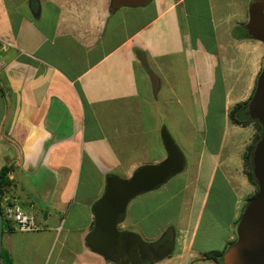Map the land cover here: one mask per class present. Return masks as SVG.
Instances as JSON below:
<instances>
[{
  "label": "crops",
  "instance_id": "crops-1",
  "mask_svg": "<svg viewBox=\"0 0 264 264\" xmlns=\"http://www.w3.org/2000/svg\"><path fill=\"white\" fill-rule=\"evenodd\" d=\"M110 2L0 0V168L10 167L5 198L30 215L36 228L7 229L2 250L11 264H112L86 246L92 207L108 176L128 178L166 157L159 136L165 115L177 143L189 151V170L174 178L184 184L178 192L192 184L193 196L200 192L199 207L191 226L193 200L188 216L179 214L182 201L178 211L170 208L173 187L165 185L128 204L130 231L154 241L167 227L172 230V252L157 264H216L203 258L212 250L197 246L194 235L212 193L216 210L227 206L228 235L215 250L223 251L236 238L231 226L240 219L242 201L255 193L243 153L256 130L232 124L228 112L251 97L264 50L222 25L215 38L213 28L214 49L222 53L220 38H238L248 49L246 65L221 69L223 106L216 124L174 119L169 107H184L188 89H199L196 55L210 53L195 42L205 21L199 0H151L114 11ZM203 4L211 21L209 0ZM138 55L158 79L155 94ZM156 102L166 111L157 110Z\"/></svg>",
  "mask_w": 264,
  "mask_h": 264
},
{
  "label": "water",
  "instance_id": "water-1",
  "mask_svg": "<svg viewBox=\"0 0 264 264\" xmlns=\"http://www.w3.org/2000/svg\"><path fill=\"white\" fill-rule=\"evenodd\" d=\"M151 0H111L113 9L123 7L139 8ZM244 28L251 39L264 44V0H253L248 8V21ZM140 65L148 75L155 94L158 79L138 55ZM248 116L261 126L258 141L252 153V175L257 192L246 203L236 227V240L222 255V264H264V61L256 79L255 90L246 106ZM4 99L0 90V124L4 116ZM162 144L166 157L157 164L143 165L127 179L110 175L101 197L92 207L93 228L86 238V246L97 255L117 263L135 262L138 249L152 252L154 259L162 260L173 249V232L165 231L157 241L144 242L139 235L119 231L126 216L128 204L137 196L154 191L166 184L172 177L183 171L185 160L171 135L163 130ZM3 220L0 194V264L2 258Z\"/></svg>",
  "mask_w": 264,
  "mask_h": 264
},
{
  "label": "rangeland",
  "instance_id": "rangeland-1",
  "mask_svg": "<svg viewBox=\"0 0 264 264\" xmlns=\"http://www.w3.org/2000/svg\"><path fill=\"white\" fill-rule=\"evenodd\" d=\"M199 3H200V6H199L200 13L203 14L204 16L203 19L205 21L201 25V32H200L201 34L198 33L197 37L195 38V42H197L198 45L201 44L202 49L205 51H209L210 53L208 55L198 54L195 57L196 76L198 77V80L200 83V86L198 85L199 89L197 93L193 91L191 88L188 89L187 95L184 97V101H183L185 106L178 107V108L169 107V109L176 111L177 117L174 119L189 120L195 124H198L200 121L207 122V120H210V123L214 125L221 119L220 116H221L222 106H223V102H222L223 94L221 91L222 83L220 79V75L223 72H221V69L231 70L232 68L237 69V68H241L244 65H246V62L245 63L243 62V58L244 56L247 55L248 49L245 45H242V46L238 45V41H237L239 40L238 38H236L235 43L233 42L232 39L228 40L227 42V40L225 41L222 38H220L218 39L217 44H218V48H220L222 53L217 52L214 49V39L212 36L213 28L216 34L215 38H217V36L221 37V33H222L221 29L224 27L227 28L225 29L226 31H231V29H233L234 34H236L237 36L242 34L244 30L241 29L240 27L244 28L245 24L248 21L249 4L247 0H209V6L211 8V15H210L211 21H208L209 13L206 8L207 5L203 4V0H199ZM148 5H150V3ZM220 25H222V28ZM252 41L254 43H257L259 47H261V49L264 50L263 43H259L254 40ZM224 44H228V47L226 49H224V46H222ZM263 61L264 59H262L261 61L260 69L262 67ZM155 108L159 110L160 112L164 110L166 111V107H161L160 104L157 102H156ZM212 118L214 119L211 120ZM160 121H161V127L159 131V136L161 137L162 131L165 130L169 134H172L171 137L173 140H176L175 133L173 132V129L169 126V122L171 121V118L170 117L165 118V115H164V117H162ZM195 137L197 139V135H195ZM174 142L176 143L178 149L182 152L183 156H187L189 151L186 150L181 145H179L177 143V140ZM192 146H195V141L192 142ZM189 163L190 162L187 161L188 168L185 167L186 170L184 169L182 172L172 177L166 184L162 185L161 187H165V185L167 188H170L171 186L173 187V189L171 190V194L173 195V197L171 198L170 208H173L178 211L179 209H178L177 202H178V199H180L182 201L181 203L182 207H180L179 214H183L184 212H186L187 211L186 207H187L188 202L191 199L193 200V203L189 207L190 211H192V215L190 217L189 223L192 226L196 212L199 207L197 205V202L200 200L198 198L200 192H196L195 196H193V193L191 190L192 184L186 187L184 191L178 192V189L180 188V186H184V184H180L178 183V181L176 182L174 180L175 177H178L179 175L185 173L187 169L189 170V166H190ZM120 178L127 179L125 177H120ZM216 198L217 196L215 197V195H213L212 193L208 194L206 203L204 204V207L202 209L203 215L200 218L199 224L196 229L197 231L194 235V243L197 246H200V248H204V249L212 250V251H215L217 248H219V246H221L222 239L228 235V230L226 228L227 206L226 208H223L224 206L223 205L221 208L216 210V205H215ZM195 202H196V205H195ZM246 203H247L246 201H242L241 204L243 206V209ZM220 209L223 211L222 216L220 214L221 212L219 213ZM243 209H242V212H243ZM130 211H131L130 206H128L125 219L120 225H118L119 228L121 225H124L125 231L123 232H132L130 231L131 230ZM185 216L186 217L188 216V212L185 213ZM238 221H236L234 225L231 226V229H233V233L235 237H236V227H237ZM53 225L54 224H52L51 226ZM210 228H213L214 231L212 232ZM167 229H170V228L167 227L165 230ZM4 231L6 230L4 229ZM132 233H135V232H132ZM159 238H157L156 240H158ZM141 239L144 240L142 237ZM145 242L151 243L153 241H145ZM228 247H229V243L226 244L224 250H227ZM44 248L45 246L43 244L42 246H40L39 249L43 250ZM163 260H159L158 262L163 261Z\"/></svg>",
  "mask_w": 264,
  "mask_h": 264
},
{
  "label": "trees",
  "instance_id": "trees-1",
  "mask_svg": "<svg viewBox=\"0 0 264 264\" xmlns=\"http://www.w3.org/2000/svg\"><path fill=\"white\" fill-rule=\"evenodd\" d=\"M114 10L115 9H113L110 6V11H114ZM243 30H244V32H243L244 37L248 38V39H251V37L248 36V34L246 32V29L243 28ZM255 85H256V82H255ZM0 90H1L2 95H3V91H2L1 87H0ZM254 90H255V87H254ZM254 90H253V92H254ZM250 99H251V97L248 100L244 101V102L237 103L228 112V118H229V120L231 121L232 124L240 125V126H246L248 124H253L254 127H255V130H256V133H255V135H254V137L252 139L251 144L246 147V149H245V151L243 153L244 174H245L248 182L255 187V193L252 196L248 197L246 199V202H248L257 192L256 181H255V179H254V177L252 175V153H253L254 145L258 141L259 135H260V132H261L260 124L257 121L252 120L248 116L246 106L248 105ZM9 171H10V167L7 166V165H4V166H2L0 168V194H1V201H3V199L5 198L7 188L11 184L10 180L8 179ZM5 228L7 229V226L5 224H3V232H4ZM235 240H233L232 242H229V246L231 244H233L235 242ZM224 252H225V250H223V251H210V252L204 253L203 258L205 260H213L215 262H218L219 264H222V255H223ZM105 260L107 262H109V263H112V262H110L107 259H105ZM120 261L121 260H119L117 263H112V264H118ZM1 264H11L10 259H8L5 256L3 250H2Z\"/></svg>",
  "mask_w": 264,
  "mask_h": 264
},
{
  "label": "built area",
  "instance_id": "built-area-1",
  "mask_svg": "<svg viewBox=\"0 0 264 264\" xmlns=\"http://www.w3.org/2000/svg\"><path fill=\"white\" fill-rule=\"evenodd\" d=\"M1 215L3 224L7 226V229L16 228L19 231L36 230L33 218L22 211L15 202L7 198L1 201ZM7 229L5 228V230Z\"/></svg>",
  "mask_w": 264,
  "mask_h": 264
},
{
  "label": "flooded vegetation",
  "instance_id": "flooded-vegetation-1",
  "mask_svg": "<svg viewBox=\"0 0 264 264\" xmlns=\"http://www.w3.org/2000/svg\"><path fill=\"white\" fill-rule=\"evenodd\" d=\"M118 229H119V231H125L124 229H121L119 227H118ZM146 243H150V242H146ZM138 252H139V256L137 257L135 262H133V263L127 262V261H125L127 259V256H123V259L118 264H157V262L159 261V260L154 259L152 252H148V251L146 252V251L141 250V249H138ZM171 252H172V250L169 252V254L166 257H168L171 254ZM211 261H213V260H211ZM213 262H215V261H213ZM215 263L219 264L218 262H215Z\"/></svg>",
  "mask_w": 264,
  "mask_h": 264
}]
</instances>
